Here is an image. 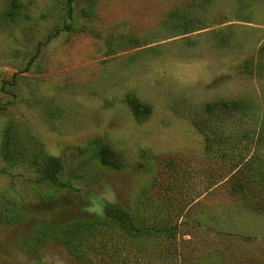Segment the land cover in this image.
<instances>
[{"label":"rangeland","instance_id":"rangeland-1","mask_svg":"<svg viewBox=\"0 0 264 264\" xmlns=\"http://www.w3.org/2000/svg\"><path fill=\"white\" fill-rule=\"evenodd\" d=\"M81 5L67 31L65 0H0V264L27 260L11 239L93 218L73 242L78 258L47 241L41 264H264V215L228 193V166L189 119L208 124L221 114L208 104L242 103L227 162L244 142L264 171V1L92 0L89 17ZM128 97L149 111L134 114ZM95 138L125 166L50 195L45 162L59 157L67 174L72 150ZM103 200L166 231L110 226Z\"/></svg>","mask_w":264,"mask_h":264},{"label":"trees","instance_id":"trees-1","mask_svg":"<svg viewBox=\"0 0 264 264\" xmlns=\"http://www.w3.org/2000/svg\"><path fill=\"white\" fill-rule=\"evenodd\" d=\"M236 1L243 5L248 1L255 0ZM74 2L82 3L79 10L81 16L89 17L92 11V0H65L66 14L68 18H70V21L66 24L67 31L75 28L71 22L70 16L71 5ZM207 2L208 0H198L199 4H205ZM182 27H184L183 24ZM185 32H188V30L182 33ZM127 103L131 111L136 115L149 111L148 106H144V104L139 102L135 97H128ZM207 106L205 108L209 114L214 111L215 114L221 113L220 116L211 115V117L213 116V118L216 119L214 122L204 124L201 119L197 120L193 117L189 119L192 120L194 127L198 128L205 136V147L208 151H211L212 157H214L215 160H217V158H223L220 159V161H224V164L228 166L226 172L227 177L225 179L228 193L236 197L242 206L264 215V171L261 169L260 165H253L251 156L247 157L244 142L243 147L240 149L239 158L227 162V159H231L227 154L235 147V139H237V136H235L237 132H235L233 128L243 116L239 115V112L242 113V111H240L243 106L242 103L237 100H220L208 104ZM217 120L219 123L221 122V124L218 125L222 128V131L217 130ZM72 151L76 153V156L73 157L72 163L74 165L70 166V171H68L67 174H63L65 163L59 157H50L45 162L43 180L49 182L50 186L48 193H50V195L56 194L57 190H62V188L64 189L66 186H70L73 179L77 180L79 177L91 176L92 174H87L90 169L92 171L101 169L119 171L125 166V159L102 139L95 138L89 142L86 147H81L76 151ZM101 212L102 220H104L105 223L126 233L155 236L159 234L160 231H166L165 229L160 230L156 227L157 225L155 224L160 221L157 217L154 218L157 220H155L156 223L153 224L148 223L142 225L137 223L131 209L128 208L125 203L119 201L103 200L101 203ZM98 224H100V221L96 218L84 221L77 220L51 230L50 228L42 227L35 233L32 242L24 239H19L17 241L11 239L8 243L15 245L21 251V248H24V254L27 260L25 262H4L2 264H41L42 258L39 256L38 252L47 241L61 245L69 255L78 258V253L72 248L74 240L85 232L92 233L97 228Z\"/></svg>","mask_w":264,"mask_h":264}]
</instances>
